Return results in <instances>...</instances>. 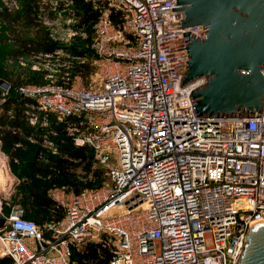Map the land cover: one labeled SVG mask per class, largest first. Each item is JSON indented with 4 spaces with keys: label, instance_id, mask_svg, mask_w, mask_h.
Returning <instances> with one entry per match:
<instances>
[{
    "label": "built area",
    "instance_id": "2783aa9c",
    "mask_svg": "<svg viewBox=\"0 0 264 264\" xmlns=\"http://www.w3.org/2000/svg\"><path fill=\"white\" fill-rule=\"evenodd\" d=\"M59 1L74 3L54 8ZM91 1L107 6L91 43L99 85L64 72L16 91L35 99L33 125L47 126L52 113L71 117L70 135L93 150L110 183L52 190L65 209L58 221L39 225L13 211L0 230V257L71 264L72 246L103 242L109 264H237L250 228L264 222V109L261 117L199 119L190 96L203 80L181 85L190 60L184 32L203 37L205 29L179 28L178 0ZM48 3L36 10L39 23L49 20ZM110 8L121 12L118 23ZM10 90L0 86L1 107ZM7 158L0 140V163Z\"/></svg>",
    "mask_w": 264,
    "mask_h": 264
},
{
    "label": "trees",
    "instance_id": "16d2710c",
    "mask_svg": "<svg viewBox=\"0 0 264 264\" xmlns=\"http://www.w3.org/2000/svg\"><path fill=\"white\" fill-rule=\"evenodd\" d=\"M21 1L24 8L15 15V21L24 16L26 25L36 30L31 36L18 34L13 38L14 45L19 47L14 55L53 54L63 49L72 57L69 60L72 70L67 69L68 73L72 71L73 75L90 76L95 71L92 59L97 57L91 48L97 35L95 24L107 6L91 0H73L76 28L87 36L78 35L70 44H63L35 22L32 17V14L37 16V9L33 7L35 0ZM109 14L118 23L121 12L110 8ZM7 16L5 14L8 19ZM32 73L34 75L26 79L14 78L11 73L7 77H0L11 84L10 94L0 111L1 145L10 157L12 171L20 179L16 191L4 202L2 212L9 215L11 209L18 207L23 217L43 224L61 220L65 216V209L53 198L52 190L65 188L67 192L81 193L87 189H99L108 177L105 168L97 166L93 150L86 145H77L70 135L68 124L72 121L71 117L60 119L52 113L47 126L29 122L27 111L31 105H35V100L17 92L16 87L46 82L44 75ZM44 136L53 143L52 148L45 144ZM111 256L110 246L103 242H91L82 249L72 246L71 264H109ZM0 264H14V260L10 256L0 257Z\"/></svg>",
    "mask_w": 264,
    "mask_h": 264
},
{
    "label": "water",
    "instance_id": "95a60500",
    "mask_svg": "<svg viewBox=\"0 0 264 264\" xmlns=\"http://www.w3.org/2000/svg\"><path fill=\"white\" fill-rule=\"evenodd\" d=\"M178 4L173 11H184L179 28L204 25L205 29L203 37L184 32L190 60L181 85L203 80L190 96L196 115L200 120L261 117L264 0H178ZM0 86L8 89L10 83L1 79ZM8 222L0 211V230ZM237 264H264V222L250 228Z\"/></svg>",
    "mask_w": 264,
    "mask_h": 264
},
{
    "label": "rangeland",
    "instance_id": "374dc122",
    "mask_svg": "<svg viewBox=\"0 0 264 264\" xmlns=\"http://www.w3.org/2000/svg\"><path fill=\"white\" fill-rule=\"evenodd\" d=\"M55 1L56 0H47V2H49V6H47L46 9L50 10L51 12L49 14H45V17H47L49 20H46L47 18H45L44 20L46 21L39 23V16H34V14H32L35 22L40 24L41 27L47 29L53 39L60 41L63 44H70L73 41V38L78 35L86 37L87 35L85 32L78 31V29L76 28L77 22L75 19L71 18L72 16L70 15V12L68 10L69 8L73 9L74 3H70L68 6H66V3H62L61 5L59 1V4L56 6L57 8H54L53 2ZM41 6V0H35V4H33V7L38 9V7L41 8ZM23 8L24 5L21 0H0V77H7V75L11 73L14 78L26 79L34 75V73L32 72H37L44 75V81L46 82L51 79L55 80L60 78V76L64 74V72H68L67 69L70 70L72 67L71 62L69 61L72 57L69 53L63 51V49L56 51L57 53L54 54V57H46L45 54L21 55L18 53L17 55H14V52L19 49V47L14 45L13 38H15L16 35L18 36V34L21 36H31L32 33H34L36 30L35 28L26 25L27 19L24 18L23 14V17H20L19 19H17V21H15V15L18 12L22 11ZM5 14L9 16L8 19L5 17ZM58 14L60 17L59 19H57ZM96 58L92 59V64L95 66V71L90 76L83 77L80 74L73 75L72 71H69L71 79L85 86H98L101 80L99 78V75H97V66L95 64ZM48 75H52V77ZM4 77L0 78V80H6V78ZM0 111H2L1 106ZM97 166L103 167L99 163L97 164ZM107 183H110L109 178L106 179L104 185ZM119 212L120 211H115L113 213ZM7 213L8 212H6V214ZM3 214L6 215L5 213Z\"/></svg>",
    "mask_w": 264,
    "mask_h": 264
},
{
    "label": "crops",
    "instance_id": "0c3cea01",
    "mask_svg": "<svg viewBox=\"0 0 264 264\" xmlns=\"http://www.w3.org/2000/svg\"><path fill=\"white\" fill-rule=\"evenodd\" d=\"M19 182H20L19 177L11 169L10 157L8 155V158L5 161V163L4 164L0 163V195L4 194L3 197L4 201L8 200L12 196V194L16 191V186ZM11 210L12 212L15 210L22 212V210L19 209L18 207L13 208ZM10 214L5 216H10Z\"/></svg>",
    "mask_w": 264,
    "mask_h": 264
}]
</instances>
